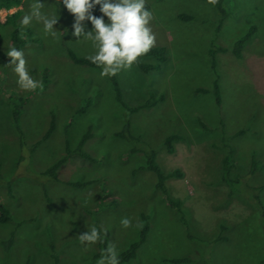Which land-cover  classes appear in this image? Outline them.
Segmentation results:
<instances>
[{
    "label": "rangeland",
    "instance_id": "obj_1",
    "mask_svg": "<svg viewBox=\"0 0 264 264\" xmlns=\"http://www.w3.org/2000/svg\"><path fill=\"white\" fill-rule=\"evenodd\" d=\"M21 1L17 24L32 3ZM42 2V11L58 14L57 36L46 37L36 21L19 25L21 34L30 30L29 39L41 41L22 49L30 75L39 81L35 90L18 85L6 56L14 27H0V208L10 212V221L0 222V264H97L104 254L101 240L118 256L139 240L146 225L144 243L125 264L181 259L191 260L183 264H264V191L255 190L264 186V170L249 173L253 156L264 167V0H228L230 15L219 32V17L203 0H147L152 48H161L166 61L148 73L134 63L114 78L130 107L163 100L132 116L117 102L110 77L70 59L69 50L79 57L93 52L90 42L72 35L73 16L57 0ZM19 8L0 10V23ZM93 14L101 15L98 6ZM252 27L257 31L238 60L233 47ZM219 48L228 52H218L213 70L210 50ZM141 62L158 63L154 57ZM215 81L221 105L212 92H199L211 91ZM21 100L26 101L22 144L12 114ZM85 100L91 105L79 113ZM53 117L52 134L41 143ZM128 118L130 134L140 143L116 136ZM89 131L93 137L84 152L91 159L76 153ZM172 135L180 140L170 154L165 141ZM133 148L154 150L164 173L180 171L182 177L166 181L167 196L157 189V175L141 170L147 158L132 154ZM229 148L235 152L229 178L244 177L231 185L222 180ZM64 158L56 171L59 181L46 175ZM258 198L263 209L252 203ZM170 202H179L180 210ZM122 218L130 220L129 227L121 225ZM88 226L96 227L100 238L85 246L79 235ZM220 237L226 241L216 242Z\"/></svg>",
    "mask_w": 264,
    "mask_h": 264
},
{
    "label": "clouds",
    "instance_id": "obj_2",
    "mask_svg": "<svg viewBox=\"0 0 264 264\" xmlns=\"http://www.w3.org/2000/svg\"><path fill=\"white\" fill-rule=\"evenodd\" d=\"M73 16L72 35L76 40L91 43L93 52L87 59L101 69L100 76H114L122 69L130 68L138 58L146 54L155 44V34L150 23L152 11L146 7L147 0H57ZM101 15L93 14L97 8ZM44 2L32 0L29 11L19 20L21 29L33 21L41 25L46 37L55 38L58 31L54 26L58 14L42 11ZM106 18V19H105ZM85 21L90 23L86 30ZM8 65L17 76V83L24 90H35L39 81L34 79L27 67L24 51L15 46L8 48ZM121 225L130 226L128 218H122ZM100 232L96 227H89L86 233L79 235L80 241L87 246L97 242ZM97 264H118L114 246L106 247Z\"/></svg>",
    "mask_w": 264,
    "mask_h": 264
},
{
    "label": "trees",
    "instance_id": "obj_3",
    "mask_svg": "<svg viewBox=\"0 0 264 264\" xmlns=\"http://www.w3.org/2000/svg\"><path fill=\"white\" fill-rule=\"evenodd\" d=\"M207 3H209L214 10L216 11L218 17H219V24H218V28H217V32H219L220 28L222 27L223 23L225 22V20L229 17L230 13H229V9H228V0H203ZM22 5V1L21 0H0V10H11L13 8H19ZM21 10L17 11L15 14L9 15L7 18V22L5 24H1L0 23V27H5L6 25H12L14 27V30L12 31L11 35H10V41L9 44L10 46H15L19 49H23L27 43H35V44H41L40 40L37 39H29V36H31V31L28 30V32H26L25 34H21L20 31V27L19 24H17V20L20 18L21 16ZM180 19H184L186 21H190L193 18L187 15H181ZM257 28L256 27H252L246 35H244L241 39H239L234 47H233V54L235 55V57L238 60H242L243 59V49L245 44L254 36V34L256 33ZM218 52H223L226 53L228 52V49L226 48H219V49H211L210 50V57H211V63H212V69L215 70L216 69V55L218 54ZM69 57L70 59L78 65L84 66V67H89V68H94L97 70H101L99 67H97L96 65L92 64L89 62V60L87 59V57H79L77 56L73 51L69 50L68 51ZM145 57H154L157 59L158 63L156 64H147V63H143L141 62L142 58ZM166 61V57L164 55V51L161 48H151L146 54L142 55L141 57L138 58L137 62H135L136 64L139 65V67L146 73L151 72V71H155V70H159L161 67V63ZM115 76H111V80H112V84L114 86V90H115V94H116V100L117 102L122 106V108L124 110H126L129 113V116H132L134 113L140 111L141 109L144 108H151L153 106L156 105V103L160 100H163V97H160L158 100H154V101H149L148 103H146L143 106H139V107H130L129 105H127L122 97V91L121 88L119 86V84L117 83L116 79L114 78ZM200 93H210L212 92L215 99H216V103L218 105H221L222 103V98H221V92H220V86L218 81H215L213 84V88L211 91L209 90H199ZM22 103V107L20 106H15V111L12 112L13 114V121L14 124H16L21 132L19 135V138L21 139L20 141H22L21 143H23L24 140V132L22 129V117L24 114V109H23V104L26 103L25 100H21ZM91 105V100H85L84 101V106H82V109H80L79 113H82L85 111V109L87 107H89ZM51 127H50V131L48 132L47 136L42 140L41 143H43L44 141H47L50 137V135L52 134V131L55 127V120L54 117L51 120ZM130 125L131 123L129 122V118L127 121L126 126L124 127V129L118 133H116V136L118 138H121L123 140L129 141V142H135V143H140L139 139L134 138L131 134H130ZM244 132H240L233 137L237 138L240 135H243ZM93 137V134L91 131L87 132L81 139L80 143H79V147L76 151V153H79L81 156L86 157L88 159H91L85 152H84V148L85 145L88 143L89 140H91ZM231 138H228V140H231ZM180 137L176 136V135H172L170 137H168L165 141V146L167 147L168 151L170 154H173L175 152L174 149V143L176 141H179ZM70 152V151H69ZM132 154L135 153H142L146 156L147 158V166L142 168L141 170H147L150 172H153L157 175L158 177V183H157V189L160 190L163 194H165L167 196L168 192V188L166 186V181L171 179V178H180L182 177V174L180 173V171L175 170L171 173H164L162 171V169L160 168V166L157 164L156 162V152L152 149H148V150H142L139 151L135 148L132 149L131 151ZM234 149L233 148H229V151L227 153V155L225 156L224 160H223V171H224V176L222 177L223 182H225L227 185H231L233 183H238L239 181H242V179L244 177H242L239 174H235L234 178L230 179L229 175L232 172V170L234 169L235 165L233 163V161L231 160V156H234ZM67 161L66 158L60 160L58 163H55L51 168H49L45 173L46 175H48L49 177L53 178L56 181H59L56 175V171H58V169H60V167L63 166V164ZM232 161V162H231ZM252 168L250 170V174L251 175H255L258 172L264 170V167L260 165V162L255 158V156L252 157ZM2 166V162L0 160V168ZM44 173V172H43ZM71 186H75V187H83L85 186V184H76V183H72L70 184ZM259 192L264 191V186H260L258 187ZM10 192V191H9ZM11 193V192H10ZM233 195V194H229ZM172 204V206H176V208H178V210H180V203L179 202H170ZM252 203L256 206H254L255 208H262V205L259 201L258 198V204H256L255 202L252 201ZM263 209V208H262ZM143 220L147 221L148 218L146 216L143 217ZM10 221V212L6 207H2L0 208V222L2 223H8ZM263 225H264V221H263ZM148 232V226H144L140 232V238L137 242L133 243L129 249H127L126 251H124L123 253H121L120 255H118V264H125L131 260H133L136 257L137 251L139 250L140 246L144 243L146 235ZM221 241H226L225 237H220L216 240V242H221ZM13 238L10 239V247L13 245ZM105 241L101 240V246L105 249ZM191 260L189 259H181V260H172L171 263L172 264H183V263H190Z\"/></svg>",
    "mask_w": 264,
    "mask_h": 264
},
{
    "label": "crops",
    "instance_id": "obj_4",
    "mask_svg": "<svg viewBox=\"0 0 264 264\" xmlns=\"http://www.w3.org/2000/svg\"><path fill=\"white\" fill-rule=\"evenodd\" d=\"M52 1V0H51ZM21 9V7L19 8V10ZM12 10V9H11ZM5 11H7V10H5ZM10 11V10H9ZM22 11V10H21ZM16 13V12H15ZM14 13V14H15ZM12 15V14H11ZM27 45V44H26ZM22 126H23V119H22ZM24 137H25V135H24ZM19 143H21V141L19 142ZM22 144V143H21Z\"/></svg>",
    "mask_w": 264,
    "mask_h": 264
}]
</instances>
